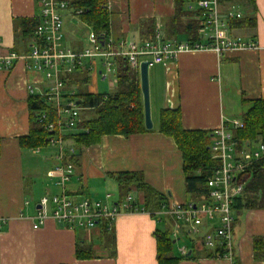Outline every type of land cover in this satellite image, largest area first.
Returning <instances> with one entry per match:
<instances>
[{"label": "crops", "instance_id": "crops-1", "mask_svg": "<svg viewBox=\"0 0 264 264\" xmlns=\"http://www.w3.org/2000/svg\"><path fill=\"white\" fill-rule=\"evenodd\" d=\"M253 3L251 7L247 0H227L225 4L236 7L242 19L229 21L226 32L229 38L252 40L258 46L256 51L227 52L221 56L211 50L183 52L175 61L154 65L151 131L127 138L103 136L97 145L78 150L71 141H65V155L66 148H72L76 154L73 174L65 185L69 196L119 205L129 194L137 207H142V192L133 187L121 194L112 177L137 172L150 187L164 195L166 203H189L181 154L172 139L158 132L159 113L179 109L184 129L213 133L223 121L241 120L251 109L252 101L264 102V0ZM173 5V0H110L108 31L115 40H148L149 32H158L165 40L187 42L190 33L187 28L191 24L197 27L198 36L202 24L198 7L194 9L186 4L184 10L188 9V13H183L174 28ZM38 15V0H0V264H157L155 230L169 233L177 245L174 256H179L180 248L186 249L190 258L178 264H231L210 256V250L203 246V236L217 224L206 220L194 235L181 225L177 228L174 220L165 214L122 211L112 225L113 257L105 248V236L99 227L69 229L48 218L42 227L32 229L40 199L61 192L57 179L46 176L58 165L57 149L51 146L23 149L18 143L30 130L27 87H34V95H38L48 83L30 68L29 60H17L6 71L2 59L11 52L20 56L29 54L35 40L21 36V23ZM63 18L64 46L81 51L85 47L82 39L66 25H72L73 16L67 12ZM239 22L242 24L235 26ZM79 72L85 73L78 71L72 75ZM86 74L89 77L87 71ZM66 91L76 89L70 85ZM106 195L110 198L106 199ZM233 215L232 246L236 263L264 264V207L233 212ZM77 230H81L80 234ZM183 238L189 239L187 246L179 244ZM255 239L262 242L260 258L255 257ZM79 242L92 247V259H76L75 247Z\"/></svg>", "mask_w": 264, "mask_h": 264}, {"label": "built area", "instance_id": "built-area-1", "mask_svg": "<svg viewBox=\"0 0 264 264\" xmlns=\"http://www.w3.org/2000/svg\"><path fill=\"white\" fill-rule=\"evenodd\" d=\"M225 3L227 0H198L195 3L202 20L198 32L199 40H207L206 43L165 40L158 32H155L150 40H115L109 31L107 34H96L89 29L85 47L75 52L63 44V16L69 12L77 17L81 11L69 6L64 0H38L39 22L34 31L35 41L29 54L20 56L11 52L2 59L6 71L10 70L17 60H29L32 63L30 68L40 73L48 83L46 89L38 95L55 109L56 120L47 124L45 129L58 133L57 137H50L48 140V146L57 149L58 165L47 172L46 176L49 179H57L56 185L61 192L50 198L40 199L37 214L32 220V229L42 227L48 218L69 229H93L101 221H107L111 227L122 211L141 212L129 194L119 205H108L103 200H76L67 194L65 185L73 174V165L63 163L66 152L62 134L77 130L84 121L83 111L91 109L80 105L76 91L65 92L64 78L86 70L88 73L97 72L101 80L110 76L116 79L120 62L138 74L141 62H149V68L157 64L166 65L175 61L183 52L211 50L221 56L227 52L256 51L258 46L252 40L228 37L227 23L242 19V14L236 7ZM87 61L85 65L84 62ZM97 63L102 65L106 73L97 71ZM27 89L30 95L35 94L34 87L28 86ZM242 127L241 120L229 123L223 121L213 132L209 151L212 159L217 161V166L207 179V199L185 204L165 202L160 211L154 213L167 215L174 220L177 228L181 225L188 233L194 235L200 232L203 221L217 223L211 232L203 236L202 244L213 252L220 249L221 252L217 253L216 257L231 264L235 262L232 246L233 202L244 193L247 181H241L242 176L248 171L251 175L250 170L255 165H264V143L257 141L240 147L233 139V131ZM66 149L68 154H73L72 148ZM105 198L109 199L110 196L106 195ZM179 253L186 254V249L180 248Z\"/></svg>", "mask_w": 264, "mask_h": 264}, {"label": "trees", "instance_id": "trees-1", "mask_svg": "<svg viewBox=\"0 0 264 264\" xmlns=\"http://www.w3.org/2000/svg\"><path fill=\"white\" fill-rule=\"evenodd\" d=\"M110 0H70L69 6L81 11L77 16L80 22L96 34H107L109 24V12L107 4ZM198 0H173L174 17L172 25L174 28L188 13L184 10L186 4L194 5ZM255 0H247L253 7ZM184 13V14H183ZM38 17L23 20L21 36L34 39V31L38 25ZM242 23H237L239 26ZM196 28L191 24L187 30V42L199 41L195 34ZM153 39V32L148 33ZM86 73L65 77V88L73 85L76 89V98L83 108H89L94 114L93 117H84V121L79 128L74 131H67L62 134L64 141H71L76 150L97 145L103 136H122L130 137L143 134L147 131L143 125V112L141 94L139 88L138 74L131 70L125 63H119L116 72V88L112 93H89L84 92L77 87L88 84ZM28 118L30 130L28 135L18 139L19 146L23 149H35L48 146L50 137H57V131H47L45 126L55 122V109L39 95H30L27 100ZM44 115V117H43ZM243 127L233 131V139L237 144L245 146L253 142L264 143V102L261 100L252 101V107L241 119ZM86 131H81V130ZM158 132L174 141L182 158V171L184 174L185 193L189 202H199L207 199V179L212 170L217 166V161L212 159L209 145L213 133L209 131L186 130L181 123V112L179 109L161 110L158 119ZM76 160V154H67L63 163H73ZM251 175L247 172L242 176L241 181L246 180L247 184L243 195L233 202L232 211L238 212L245 209H257L264 207V165L257 164L251 170ZM121 194H126L131 188L142 192L143 203L139 207L141 212L154 214L160 211L161 206L165 204L164 195L150 187L141 173L123 172L114 176ZM101 229V235L105 236V248L111 257L114 256V234L112 225L107 221H101L98 226ZM156 242V260L157 264H178L179 261L190 258L184 254L173 255V239L170 238L167 231L155 230L153 233ZM256 258L261 257L262 242L255 239L253 242ZM210 256L216 257L221 250L209 251ZM76 259L86 260L94 257L91 246L84 243H77L75 247ZM234 264H237L236 261Z\"/></svg>", "mask_w": 264, "mask_h": 264}, {"label": "rangeland", "instance_id": "rangeland-1", "mask_svg": "<svg viewBox=\"0 0 264 264\" xmlns=\"http://www.w3.org/2000/svg\"><path fill=\"white\" fill-rule=\"evenodd\" d=\"M193 8L195 9L196 6L192 5ZM74 20V22H72V25L70 24H66L67 26H69V28H73L77 35L78 38L80 37V39H82V43L84 44V46L86 45V36L87 33L89 31V29H87L84 25H82L79 21V19H77V17L73 16L72 18ZM67 22V21H66ZM65 23V19L63 18V25ZM84 38H85V42H84ZM88 63L84 62V64L86 65ZM97 67V71L102 70L103 73L105 72V69L102 67V65H100V63H97L96 65ZM156 70V67L153 66L151 68H149V87H150V93L152 91L155 90L154 87V83H153V78H154V71ZM86 73V70L84 71ZM89 75V83L87 85H82L80 87H77V89L81 90V91H86V92H92V93H112L114 92L115 88H116V83H115V79L114 76H110V78L106 79V80H101V77L97 74V72H91L88 73ZM161 78V77H158ZM84 115V117H93L94 114L91 111H83L82 113ZM234 228V227H233ZM81 230H77V233L79 232L80 234ZM189 239L183 238L181 241H179V244L182 246H187ZM173 250L174 252L177 250V245L173 246Z\"/></svg>", "mask_w": 264, "mask_h": 264}, {"label": "water", "instance_id": "water-1", "mask_svg": "<svg viewBox=\"0 0 264 264\" xmlns=\"http://www.w3.org/2000/svg\"><path fill=\"white\" fill-rule=\"evenodd\" d=\"M138 80L142 102L143 125L146 131L153 129L150 104L149 62H141L138 68Z\"/></svg>", "mask_w": 264, "mask_h": 264}]
</instances>
